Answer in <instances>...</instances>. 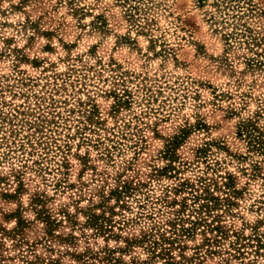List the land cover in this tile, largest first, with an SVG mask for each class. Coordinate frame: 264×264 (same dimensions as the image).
I'll list each match as a JSON object with an SVG mask.
<instances>
[{
  "label": "rangeland",
  "instance_id": "rangeland-1",
  "mask_svg": "<svg viewBox=\"0 0 264 264\" xmlns=\"http://www.w3.org/2000/svg\"><path fill=\"white\" fill-rule=\"evenodd\" d=\"M164 236L154 264H264V0H0V264Z\"/></svg>",
  "mask_w": 264,
  "mask_h": 264
},
{
  "label": "trees",
  "instance_id": "trees-1",
  "mask_svg": "<svg viewBox=\"0 0 264 264\" xmlns=\"http://www.w3.org/2000/svg\"><path fill=\"white\" fill-rule=\"evenodd\" d=\"M202 208V206H201ZM171 225H172V233H177V234H194V232L196 231L197 227L199 225H201L202 223H205V225L207 226H210L211 227V224H208L207 220L205 218H203V215H201L199 217V219H197L196 221H193V226L191 228H186V227H177L178 225L177 222H173V221H170ZM157 227V225H155L154 227L152 226L151 228H155ZM181 232V233H180ZM207 231L204 230V233H206ZM164 234V233H162ZM175 238H170V237H167V236H164L163 239L161 241H156L154 242V245H151L149 247V251H151L150 253V258L148 259H145V260H140V261H137L138 264H154V260L158 257H163L164 255H169V252H170V248H163V243H167V242H174ZM160 246V248L162 247V249L160 251H156L157 248ZM212 252V251H210ZM171 257L172 256H168V259L165 260V264H178V261H174V260H171Z\"/></svg>",
  "mask_w": 264,
  "mask_h": 264
}]
</instances>
